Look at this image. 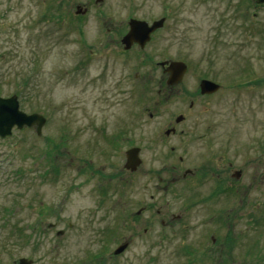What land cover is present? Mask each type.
I'll use <instances>...</instances> for the list:
<instances>
[{
  "label": "rangeland",
  "instance_id": "374dc122",
  "mask_svg": "<svg viewBox=\"0 0 264 264\" xmlns=\"http://www.w3.org/2000/svg\"><path fill=\"white\" fill-rule=\"evenodd\" d=\"M5 9L0 96L16 94L19 108L45 123L39 135L32 126L0 137V264H264V3L8 0ZM128 15L166 20L144 54L128 56L126 87H112L107 53L76 71L77 41H104L102 25ZM166 57L187 64L177 90L192 91L200 76L221 85L189 111L193 132L167 141L163 122L189 99L158 90L156 62ZM120 120L126 139L116 151L108 138ZM204 133L222 148V175L232 180L227 161L241 170L205 201L212 178L158 181L180 156V175L199 166ZM133 145L141 161L129 172L124 149Z\"/></svg>",
  "mask_w": 264,
  "mask_h": 264
},
{
  "label": "flooded vegetation",
  "instance_id": "af4514ba",
  "mask_svg": "<svg viewBox=\"0 0 264 264\" xmlns=\"http://www.w3.org/2000/svg\"><path fill=\"white\" fill-rule=\"evenodd\" d=\"M7 2L8 0H3L2 2H0V5L4 7L2 12L0 11V17L6 11L5 8L7 5ZM166 15L160 16L161 18H163L162 25L160 27L155 28L149 34V39L143 45H140V43L137 41H131L129 45H126L122 41L123 36L127 33L129 29L130 19L136 18V17L128 15L127 18L124 20H118V21L108 20L107 21L108 24L102 25L105 29V34H106L104 41L98 39V37H97V41H95L94 43L90 45H88V43L83 40L77 41L78 43L77 53L78 54L82 53L83 57L81 58L80 61H78L77 66L76 64L74 65L75 70L78 71L80 68L85 67L87 65V62L89 61L88 60L89 57L91 55H94V53L97 55L107 53L110 56V61L109 63H107V65H105V67L108 70V75L110 76V79L112 78L111 79L112 87L123 90L122 88L124 86L126 87V82H127V76H126V72L124 71V69L128 63V56L130 57L131 55L135 57L137 55H140V54L142 55L145 53V50L148 44L151 42L154 35L160 32L164 28ZM154 20L155 19H152L147 22L151 23ZM74 27H76L75 29L79 32V35H80L81 31L78 28V25H74ZM101 49H103L104 52H100ZM166 58L156 62V65L158 66L159 72H160L158 90H160L161 87H163V90L167 91L168 95H170L171 93H174V90H175V92L181 94L183 98L185 97L188 98L189 103H188L187 108H184V110L177 112L173 116H170L168 120L163 122V126L161 128L162 131L160 133V136H161V139H164L165 141H167L168 138L172 136H185V134L192 133L193 132L191 131V128H193L192 121L188 120L190 119L189 111L193 107L194 103H196L199 99L209 98L213 96L214 94H216V92L219 90L221 86L219 83L215 82L214 80L210 78H207L205 76H200V77H196V81H197L196 87H194L192 91H189L184 87L182 89L177 90L176 86L180 84L179 82H181L182 78L186 74L187 64L184 61H182L185 64V71L183 72V75L181 76L180 81H178V83L176 82V83L170 84L167 82V78L169 76V72L167 71V63L164 62V64L162 65L160 64L161 61H167V60L173 61L172 59H169V57H166ZM177 61H181V60H177ZM112 66H118L119 71L111 72ZM201 79H208V80H211L217 83L218 89L210 93H201L199 89V82ZM124 93L125 92H122L119 95H122ZM149 116L151 117L152 114L149 113ZM120 123H121V126L114 128V129L119 128V130H117L114 134L110 132L111 136L108 138L109 139L108 141H109V144L111 145L112 150L114 149L116 151L120 150L121 148L120 145L123 144L124 140L126 139V125L121 120H120ZM97 129L100 133H102L103 129L105 128H103L102 126H99ZM203 139L207 147L205 150L206 152L202 154L198 159V161H200L199 166H194L191 169L186 168L183 170V172L180 175L179 174L181 171L180 167L183 163V157L180 156L178 157L180 161L179 164L172 165L171 167L168 168V173H169L168 179L166 178L165 180H163L161 177H158V181L160 183H163V181H165L164 183L170 185V184L176 183L177 180L178 181L179 180H190L192 178L197 177L200 181V180H208L209 178H212V180H214L215 182L211 183L209 192L207 193V195L203 197L205 201V199L206 200L213 199L220 192L223 191V189L220 188V182H237L241 175V170L234 169L232 162L227 161L226 170L229 172L228 176L232 177V180H229L227 176H223L222 172H223V169H225V166H224L225 163L223 160L224 158H223V153L221 150L222 148L217 145H214L216 144V141L213 136L211 137V133L208 136L205 134V136H203ZM133 146H136V145H133ZM137 147L139 148V154H140L141 148L139 146ZM127 149L128 148L124 149V155ZM177 149L181 150L182 148L178 147ZM175 150L176 148H174L173 146L168 147V151L172 153H174ZM236 171H238L237 176H235ZM130 172H133V171H130ZM98 173H100V171ZM230 186H231V183L229 184V186H227V188L225 187V189H231ZM172 218L173 219L171 221L173 222L175 220H179L180 216L177 215Z\"/></svg>",
  "mask_w": 264,
  "mask_h": 264
},
{
  "label": "water",
  "instance_id": "95a60500",
  "mask_svg": "<svg viewBox=\"0 0 264 264\" xmlns=\"http://www.w3.org/2000/svg\"><path fill=\"white\" fill-rule=\"evenodd\" d=\"M256 3H264V0H254ZM79 12V7H76V13ZM163 18L152 21L148 24L144 20L132 18L129 21V29L123 36L122 41L129 45L131 41H137L140 45H143L148 39L149 34L157 27L162 25ZM163 64V63H161ZM167 71L169 76L167 78L168 83H176L180 80L181 75L185 71V64L182 61H170L167 63ZM218 88V84L208 80L201 79L199 82V89L201 93H210ZM45 123V117L37 112L26 113L19 108V103L16 94L3 97L0 96V137L3 138L11 134L14 127L21 129L24 126L34 127L36 133H41V128ZM139 148L130 147L125 151V162L123 167L129 171H134L139 165L141 159L139 157ZM236 171L235 176H237ZM140 209L136 211L139 213ZM52 224H48L51 226ZM57 233H61V230ZM128 241H123L113 250V254H119L122 252ZM31 259L26 257H19L16 264H31Z\"/></svg>",
  "mask_w": 264,
  "mask_h": 264
},
{
  "label": "trees",
  "instance_id": "16d2710c",
  "mask_svg": "<svg viewBox=\"0 0 264 264\" xmlns=\"http://www.w3.org/2000/svg\"><path fill=\"white\" fill-rule=\"evenodd\" d=\"M47 153H49V152H47ZM43 209H44V208H43ZM45 210H46V208H45ZM45 210H41V211H40V214H41L42 211H45ZM46 212H47V210H46Z\"/></svg>",
  "mask_w": 264,
  "mask_h": 264
}]
</instances>
